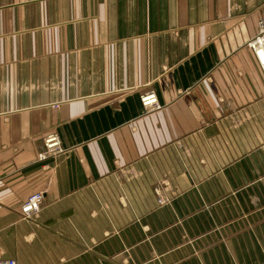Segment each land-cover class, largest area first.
Returning a JSON list of instances; mask_svg holds the SVG:
<instances>
[{
    "label": "crops",
    "instance_id": "0c3cea01",
    "mask_svg": "<svg viewBox=\"0 0 264 264\" xmlns=\"http://www.w3.org/2000/svg\"><path fill=\"white\" fill-rule=\"evenodd\" d=\"M260 19L264 0H0V259L264 264Z\"/></svg>",
    "mask_w": 264,
    "mask_h": 264
},
{
    "label": "built area",
    "instance_id": "2783aa9c",
    "mask_svg": "<svg viewBox=\"0 0 264 264\" xmlns=\"http://www.w3.org/2000/svg\"><path fill=\"white\" fill-rule=\"evenodd\" d=\"M247 45L252 50L257 63L264 74V19L259 20V32L255 37L248 41ZM141 102L147 111L157 110L162 107L158 95L154 90H149L143 93L141 96ZM62 150L60 136L57 133L52 132L45 137V150L40 154V157L45 158L48 155H55ZM43 198V192H36L30 195L21 206L23 216L25 218L34 217L41 208ZM0 264H16V261L14 259H0Z\"/></svg>",
    "mask_w": 264,
    "mask_h": 264
}]
</instances>
